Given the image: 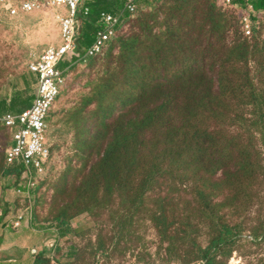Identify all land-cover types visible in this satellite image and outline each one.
<instances>
[{"label":"rangeland","instance_id":"rangeland-1","mask_svg":"<svg viewBox=\"0 0 264 264\" xmlns=\"http://www.w3.org/2000/svg\"><path fill=\"white\" fill-rule=\"evenodd\" d=\"M19 3L0 0V99L34 93L28 64L59 39L52 8L11 13ZM259 13L248 37L223 0L145 2L102 54L65 74L39 174L22 180L7 164L12 134L0 125V235L25 237L7 223L17 210L8 192L20 186L35 226L50 229L39 235L53 245H41L42 264H264ZM89 34L85 26L79 40ZM221 74L234 78L224 81L229 92L216 105L199 100ZM116 131L131 136L129 149L119 143L104 160Z\"/></svg>","mask_w":264,"mask_h":264},{"label":"built area","instance_id":"built-area-1","mask_svg":"<svg viewBox=\"0 0 264 264\" xmlns=\"http://www.w3.org/2000/svg\"><path fill=\"white\" fill-rule=\"evenodd\" d=\"M82 0H20L19 6L11 5V13L18 10L30 11L43 6L64 7L65 13H55L54 17L59 23L60 42L49 45L42 50L28 64L29 71L36 77L35 96L29 107L20 112H6L0 115V125L14 128V143L5 150V159L9 165L22 163L24 174L41 173L48 156V147L44 132L53 103L59 94V86L65 80L64 72L57 67L65 54L74 49V42L78 27L79 14L87 15L89 7L82 6ZM145 0H125V8L130 17ZM227 5L237 9L241 31L245 36L253 35L255 24L254 7L251 0H223ZM99 21L102 26L97 30L93 43L87 47L86 57L102 54L109 43L118 36L119 27L124 26L120 16L110 12H101ZM29 178V175L26 176ZM25 178V179H26ZM31 180V176L30 179ZM19 191H22L20 188ZM23 214L18 215L13 224L19 227Z\"/></svg>","mask_w":264,"mask_h":264},{"label":"crops","instance_id":"crops-1","mask_svg":"<svg viewBox=\"0 0 264 264\" xmlns=\"http://www.w3.org/2000/svg\"><path fill=\"white\" fill-rule=\"evenodd\" d=\"M17 1H19V0H17ZM148 1L149 0H145L144 2H142L140 4V6L143 5L145 2H148ZM87 2H88V0L87 1L82 0L80 4L82 6L84 5V6L89 7L87 5ZM241 2H242V0H241ZM120 4L121 5L118 6L116 13L109 11V10H103V11L118 15L124 21V19L128 17L129 12L125 8V0H120ZM50 8H52L54 10V13H53V16H54L55 13H57V12H55V8H53V7H50ZM58 10H61L65 13L64 7H60V8H58ZM103 11H101V12H103ZM89 12H90V7H89ZM88 15H89V13L87 15L79 14L77 33H76L75 42H74V49H73V51H70L67 54H65L63 56V58L58 63V68L61 69L64 72V74L67 73V71L70 69V67H71V65H73V63L85 60L86 49H87V47H89L93 43L92 42L91 44H87L84 41L79 40L80 36H82V37L84 36L85 24H83V21H84V19L88 18ZM99 19H100V17L98 18V21L96 23V30L94 31V34H93L94 35L93 41L95 39L97 30L102 26V23L99 21ZM59 42H60V29H59V39L57 40V42L55 44H58ZM55 44H49V45H55ZM49 45H47L46 47H48ZM68 58L72 59L70 66L69 67L68 66L63 67L62 63H64V61H67ZM75 59H77V60H75ZM34 77H35V75H34ZM34 79H35V87H36V77ZM34 92H35V90H34ZM6 112H10V110L3 112V114ZM11 112H16V111H11ZM14 131H15L14 128H10L9 132L12 134V138H10V141L8 142L9 144H7V147L11 146L14 143V137H13ZM24 170H25V167H24L23 171L20 173V175H18V177H20V178L22 177ZM20 188H21L20 186L15 187L16 192L19 193L17 195H14V193H13V192H15V190L12 191L10 189L11 191L8 192V195L10 196L9 208L11 209L13 206H15V209H17V210H16L15 214L10 218L11 220L7 223H8V227L11 226V228L17 229L15 236H19L20 234H22V235L25 234V237L17 238L18 240L15 242V244L14 243L12 244L11 241L8 240L7 236H3V234H1L0 235V259L1 258L5 259L6 260L5 263H7V264H35L36 261L41 256L44 255V252L40 249L41 245H43V247H44V245L46 247H47V245H49V247H53L51 241L49 240L50 238H45V240H43L42 236L41 237L39 236L42 232H46V231L48 232V230H50V229L45 228V230L44 229L41 230V227L35 226V223L33 222V217L30 214V211H28L30 206L29 205H26V206L22 205L23 200H24V196H26V195L24 194L23 191H19ZM11 194H13V195H11ZM18 203L21 204V206L16 207V205H18ZM0 214L2 215V218H3L4 214H2V213H0ZM20 214H23L21 224L19 227L15 228L13 224L15 223L18 215H20ZM2 218H0L1 221H3ZM4 223L5 222L3 221L2 224H4ZM20 230H21V232H20ZM28 236H30V237H28ZM31 241H36L35 242L36 244L32 245L31 254H32V256L34 255L37 257H33V258L29 257L28 253H30V249H27L28 248L27 247L28 242H31ZM13 253H16V257L13 256ZM3 259L0 260V263L3 262Z\"/></svg>","mask_w":264,"mask_h":264},{"label":"trees","instance_id":"trees-1","mask_svg":"<svg viewBox=\"0 0 264 264\" xmlns=\"http://www.w3.org/2000/svg\"><path fill=\"white\" fill-rule=\"evenodd\" d=\"M235 1L241 2V0H235ZM251 2H252V5L254 7V10H255L254 18H255V20H258V23H259L260 18L262 17V14L259 12L264 11V0H251ZM87 5L90 7V12H89L88 18L84 19L83 24H85V26H87V31L90 34H89V37L86 38V40L84 42L87 44H91L93 42V38H94V35H93L94 31L96 30V23H97L98 18L100 17V14H101L100 12L103 10H109V11L116 13L118 6H120L121 4H120V0H88ZM128 17H130V15H128ZM84 22H86V23H84ZM122 23H124L123 20H122ZM118 27L120 30V24L118 25ZM118 37H119V33L115 39H117ZM242 52H243V55H246L248 53V48L244 47ZM75 60H77V59H75ZM72 66L73 65H71V67ZM57 67H58V64H57ZM227 72H229V71H227ZM225 80L231 81V85L235 84L234 78L232 76H230V77L224 76L223 77V74H221V75H219V77L217 79V85H216L217 88H216L215 93L212 94L206 89L205 91H202L201 93H199V100L203 99L212 105L218 104L220 102L221 98L227 92H229L228 89H226V87H225V82H224ZM250 80H251V83L254 84L253 79L250 78ZM210 86L212 87V85H210ZM34 96H35V93H32L30 95H24L21 91H18L10 99H8V98L0 99V115L3 114V112L8 111V110L19 112V111L29 107ZM143 123L141 120L135 122L134 123L135 130H139L141 128V126L143 125ZM130 137H131L130 135H126L123 132L116 131L114 133L113 140L110 144V148L106 152L104 160L109 159V158L114 156V153H112V152H114V150L118 147L119 143H121V146H120L121 151L126 152V150L129 149V146H130L129 145ZM236 167H238L237 168L238 172H241V170L245 169V167L242 166L240 163H237ZM13 168L16 169L17 175H20V173L24 169V165L22 163H18V164H15V167H13ZM225 231L228 235H230L233 230H232V228H230V229L228 228ZM226 233H223L224 234L223 236H225ZM60 235H63V233H61ZM228 239H229V237H228ZM42 263H43V261H41V257H40L36 261L35 264H42ZM209 264H211V261L209 262Z\"/></svg>","mask_w":264,"mask_h":264}]
</instances>
